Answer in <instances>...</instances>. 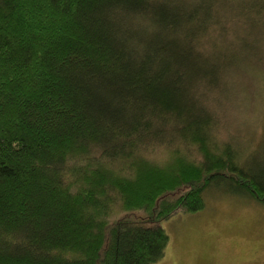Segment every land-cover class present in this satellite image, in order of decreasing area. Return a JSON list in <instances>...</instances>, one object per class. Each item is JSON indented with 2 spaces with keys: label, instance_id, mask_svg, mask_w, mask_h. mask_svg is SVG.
Returning <instances> with one entry per match:
<instances>
[{
  "label": "trees",
  "instance_id": "16d2710c",
  "mask_svg": "<svg viewBox=\"0 0 264 264\" xmlns=\"http://www.w3.org/2000/svg\"><path fill=\"white\" fill-rule=\"evenodd\" d=\"M263 27L264 0H0V264H156L212 184L264 204L222 135Z\"/></svg>",
  "mask_w": 264,
  "mask_h": 264
},
{
  "label": "rangeland",
  "instance_id": "374dc122",
  "mask_svg": "<svg viewBox=\"0 0 264 264\" xmlns=\"http://www.w3.org/2000/svg\"><path fill=\"white\" fill-rule=\"evenodd\" d=\"M249 31L251 37L240 34L229 41L234 49L243 46L251 62L235 80L240 106L236 115L223 117L222 135L242 147L249 169L264 174V27ZM250 41L260 44L259 53ZM205 203L204 210L163 222L169 243L156 264H264V204L229 180L212 184Z\"/></svg>",
  "mask_w": 264,
  "mask_h": 264
}]
</instances>
